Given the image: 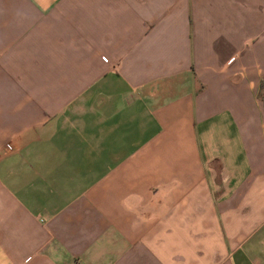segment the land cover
Listing matches in <instances>:
<instances>
[{
	"label": "crops",
	"instance_id": "0c3cea01",
	"mask_svg": "<svg viewBox=\"0 0 264 264\" xmlns=\"http://www.w3.org/2000/svg\"><path fill=\"white\" fill-rule=\"evenodd\" d=\"M263 79L264 0H0V264H264Z\"/></svg>",
	"mask_w": 264,
	"mask_h": 264
},
{
	"label": "trees",
	"instance_id": "16d2710c",
	"mask_svg": "<svg viewBox=\"0 0 264 264\" xmlns=\"http://www.w3.org/2000/svg\"><path fill=\"white\" fill-rule=\"evenodd\" d=\"M260 88L263 90L264 89V79L260 83ZM262 98H264V93L262 94Z\"/></svg>",
	"mask_w": 264,
	"mask_h": 264
},
{
	"label": "built area",
	"instance_id": "2783aa9c",
	"mask_svg": "<svg viewBox=\"0 0 264 264\" xmlns=\"http://www.w3.org/2000/svg\"><path fill=\"white\" fill-rule=\"evenodd\" d=\"M103 60H104V61H106V60H107V58L103 57Z\"/></svg>",
	"mask_w": 264,
	"mask_h": 264
},
{
	"label": "rangeland",
	"instance_id": "374dc122",
	"mask_svg": "<svg viewBox=\"0 0 264 264\" xmlns=\"http://www.w3.org/2000/svg\"><path fill=\"white\" fill-rule=\"evenodd\" d=\"M264 92V91H263Z\"/></svg>",
	"mask_w": 264,
	"mask_h": 264
}]
</instances>
